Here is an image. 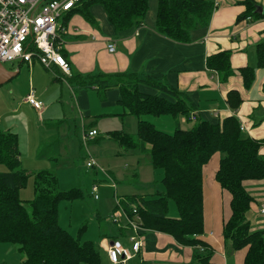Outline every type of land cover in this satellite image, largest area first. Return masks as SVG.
<instances>
[{
	"label": "trees",
	"instance_id": "1",
	"mask_svg": "<svg viewBox=\"0 0 264 264\" xmlns=\"http://www.w3.org/2000/svg\"><path fill=\"white\" fill-rule=\"evenodd\" d=\"M157 1L156 32L182 45L190 43L192 31L209 24L215 9L209 0ZM94 5L102 6L116 33L142 26L148 11V0H81L62 17L60 38L63 37L61 29L67 27L74 15L93 24L90 8ZM241 5L245 10L237 17V23L264 17L255 13L257 6L253 0H243ZM256 54L255 68L233 70L230 53L222 51L206 58V69L217 74L221 84L237 72L244 88L248 89L254 82L255 69L264 68V45L257 46ZM62 55L65 57L64 51ZM65 78L72 89L95 90L101 101L106 92L118 89V105L125 111L120 116L137 119L136 136L116 131L109 134V138L127 150L148 153L151 166L163 172L160 181L163 191L149 196L123 197L117 208L122 207L129 216L134 209L145 230L169 235L179 245L192 248L191 264H215L212 261L214 250L200 237L204 234L202 172L217 155L215 181L231 197L230 217L222 228L224 244L233 251L245 252L242 264H264V230H251L248 215L254 200L243 185L247 181H264V157L259 154L264 141L244 137L233 115L215 124L195 118L190 128L181 129L177 120L191 121L192 103L175 88L151 76L123 73ZM140 85L163 96L142 93ZM242 101L238 90L227 91L226 103L232 111H236ZM142 116H170L177 125L173 134H167L142 120ZM0 166L5 168V172H0V244L16 246L20 264H101L93 243H81L58 224V204L82 199L79 190L59 191L56 175L39 171L33 175L34 198L26 202L28 211L19 193L26 187L30 175L20 167L18 138L10 132L0 131ZM169 202L174 203L177 218L168 216Z\"/></svg>",
	"mask_w": 264,
	"mask_h": 264
},
{
	"label": "crops",
	"instance_id": "2",
	"mask_svg": "<svg viewBox=\"0 0 264 264\" xmlns=\"http://www.w3.org/2000/svg\"><path fill=\"white\" fill-rule=\"evenodd\" d=\"M209 1L215 6L209 24L192 31L187 45L174 43L156 32L157 0H148V11L142 26L119 33L112 26L109 28L105 25L103 19L99 24L98 17L91 11L92 7L90 14L94 19L93 24L74 15L62 32L64 58L70 66V75L135 73L154 77L188 97L194 107L192 114L195 118L215 124L233 115L238 120L244 137L264 141V68L255 69L254 82L246 89L239 73L236 72L234 77L221 84L218 75L208 71L205 65L208 56L227 51L230 53L233 70L255 68L257 46L264 45V17L237 23V17L245 10L241 5L243 0ZM253 1L264 14V0ZM108 45L114 46L112 52L108 51ZM51 72L58 79L56 82L65 77L57 67ZM231 89L238 90L243 100L236 111H232L226 103V93ZM89 91L96 93L93 89L82 90L76 96V103L86 117L92 118L96 116L92 113L95 101ZM139 91L163 96L144 85L139 86ZM119 98V90L113 88L106 92L105 99L97 107L103 111L111 109L113 114L119 115L120 113H115L120 107ZM22 105L30 106L26 100ZM32 109L36 113L42 111ZM178 120L177 124L180 126ZM259 154L264 157V144L260 147ZM218 162L219 156L216 155L204 166L202 172L204 234L200 240L214 250L212 261L215 264H242L245 252L226 247L222 236L223 224L230 217L231 197L215 181ZM243 185L254 200L248 215L251 230H264V213H261V209H264V181H247ZM118 236L125 240L124 229H118ZM101 237L97 243L101 264H110L107 257L109 245L119 242L127 247L126 242L122 243L108 233H101ZM141 240V252L132 264L192 262L193 249L179 245L169 235L145 230ZM10 249H5V253H8L6 255L11 253ZM17 257L14 255L15 259ZM17 262L20 264V256Z\"/></svg>",
	"mask_w": 264,
	"mask_h": 264
},
{
	"label": "rangeland",
	"instance_id": "3",
	"mask_svg": "<svg viewBox=\"0 0 264 264\" xmlns=\"http://www.w3.org/2000/svg\"><path fill=\"white\" fill-rule=\"evenodd\" d=\"M91 11L99 24L103 19L111 28L102 6L94 5ZM2 65L8 71H19L0 86V131H10L18 138L20 167L30 175L26 187L19 193L26 209L29 211L26 202L34 198L33 175L39 171L52 172L57 177L59 191L75 189L83 196L80 200L58 204V224L62 229L81 243H93L96 249L101 233H108L122 243L125 241L130 248L131 244L118 236L113 222V217L121 216L118 201L124 196H149L163 191L160 182L163 172L151 166L148 153L127 150L109 138L116 131L135 137L137 119L120 116L125 113L121 107L115 112L119 115L111 109H99L97 106L102 102L90 91L95 101L92 113L96 116L86 117L76 103V96L82 90L72 89L65 77L60 82L54 81V74L37 61L31 66L20 62ZM28 95L42 104L41 112L22 105ZM142 120L167 134H173L177 125L170 116H142ZM178 121L181 129H188L194 123ZM92 130L97 136L89 141L84 135ZM91 160L96 166L88 168ZM0 172H5L4 166H0ZM93 186L98 187L97 200L91 193ZM168 216L178 217L173 202H169ZM6 248H11L9 255L5 253ZM14 255L18 257L15 259ZM19 256L16 246L0 244V264H18Z\"/></svg>",
	"mask_w": 264,
	"mask_h": 264
},
{
	"label": "built area",
	"instance_id": "4",
	"mask_svg": "<svg viewBox=\"0 0 264 264\" xmlns=\"http://www.w3.org/2000/svg\"><path fill=\"white\" fill-rule=\"evenodd\" d=\"M81 0H0V64L20 62L28 66L37 61L45 69L52 71L57 67L64 76H70V66L62 55L63 40L60 38V21ZM63 32V29L60 31ZM108 45V51L114 50ZM27 103L39 111L42 104L32 95L26 98ZM191 121L195 116L191 114ZM240 129H242L240 127ZM87 140L97 136L95 130L88 131ZM93 160L87 163L88 168L95 167ZM92 196L98 199V187L93 186ZM119 207V206H118ZM121 216L113 217L118 229H124L125 239L131 247H124L119 242H112L107 249L110 264H132L141 252V235L145 229L136 211L132 216L120 207ZM264 213V209H261ZM202 251V249H200Z\"/></svg>",
	"mask_w": 264,
	"mask_h": 264
},
{
	"label": "water",
	"instance_id": "5",
	"mask_svg": "<svg viewBox=\"0 0 264 264\" xmlns=\"http://www.w3.org/2000/svg\"><path fill=\"white\" fill-rule=\"evenodd\" d=\"M256 14H262V10L260 8L255 9ZM18 74V71L11 72L6 70L3 65L0 64V86L4 83L10 81L13 77H15Z\"/></svg>",
	"mask_w": 264,
	"mask_h": 264
}]
</instances>
